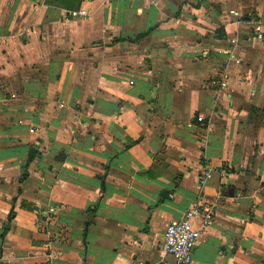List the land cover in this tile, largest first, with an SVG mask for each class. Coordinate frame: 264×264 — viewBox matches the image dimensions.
I'll return each instance as SVG.
<instances>
[{
	"label": "crops",
	"instance_id": "1",
	"mask_svg": "<svg viewBox=\"0 0 264 264\" xmlns=\"http://www.w3.org/2000/svg\"><path fill=\"white\" fill-rule=\"evenodd\" d=\"M263 17L264 0H0V264H156L197 203L191 264H264Z\"/></svg>",
	"mask_w": 264,
	"mask_h": 264
},
{
	"label": "built area",
	"instance_id": "2",
	"mask_svg": "<svg viewBox=\"0 0 264 264\" xmlns=\"http://www.w3.org/2000/svg\"><path fill=\"white\" fill-rule=\"evenodd\" d=\"M87 15L86 11L73 12L74 18H81ZM262 31L255 33V40L264 41V17L261 19ZM236 44V40H231ZM198 122L203 118L198 117ZM212 170L206 169L198 178L199 187H203L206 181L211 178ZM264 183V182H263ZM213 210L203 204H194L187 209L180 220L171 221L167 224L163 240L160 246L161 258L156 264H191V255L199 240L201 230L210 223ZM196 220H200V227H194ZM143 264V263H138Z\"/></svg>",
	"mask_w": 264,
	"mask_h": 264
}]
</instances>
